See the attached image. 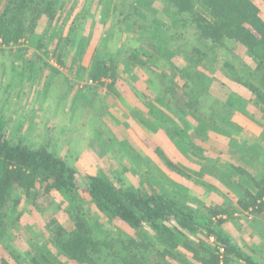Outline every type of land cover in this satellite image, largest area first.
<instances>
[{
	"label": "trees",
	"instance_id": "1",
	"mask_svg": "<svg viewBox=\"0 0 264 264\" xmlns=\"http://www.w3.org/2000/svg\"><path fill=\"white\" fill-rule=\"evenodd\" d=\"M124 1L114 8L119 14L118 27L138 37L141 43L138 50L125 56L122 64L115 61L114 55L102 54V46H98L89 65H83L87 40L84 36L76 37L75 21L69 28L70 36L62 38L58 21L63 16L64 22L67 21L76 0L70 8L69 0H0L1 44L18 45L21 40L26 41L65 66L64 44L75 42L79 55L72 58L69 74L101 84L109 79L108 87L118 82L119 68L129 74L136 67L148 68L163 60L170 72L168 82L161 80L164 96L153 92L151 102H147L149 115H140L139 120L153 130L163 128L184 152L190 150L187 134L173 118L159 114L155 108H170L172 100H166L167 94L177 98L180 109L188 107L194 114L199 113V97L207 91L203 79L197 78L189 88L187 82L180 87L177 81L189 73L190 67L206 68L204 62L220 63L223 59L225 76L246 89L250 102L264 119V19L252 0H163L164 17L172 24L171 28L164 19L145 14L138 6L141 0ZM155 1L145 3L151 5ZM110 5L103 9V17L111 11ZM188 29L193 30L196 44L190 45L185 56L189 67L183 69L174 65L172 59L180 44H188L183 36ZM227 42L235 44L239 53L254 65L243 62ZM221 54L226 57L220 58ZM28 60L25 71L33 74V65ZM225 104L228 109L246 114L247 101L239 95L228 94ZM7 121L0 119V249H9L6 241L11 234L6 219L19 202L13 197L15 194L31 198L37 205L40 197L56 193L62 198L71 223L67 228L56 219L48 221L45 225L48 237L40 244H31V251L26 253L29 260L23 264H263L252 252L243 250L223 227L237 209H214L200 203V207L193 206L186 198L176 193L165 194L155 181L145 179L139 186L117 187L105 174L97 173L85 175L80 184L76 170L50 151L47 143L34 148L23 140L14 142L6 130ZM231 144L256 160L253 155L256 146L240 147L237 139ZM194 149L202 152L196 146ZM193 153L207 161L206 157ZM158 154L168 167L183 174L159 151ZM208 161L207 164L211 163ZM215 171L221 172L220 180L237 198L241 209L257 207L255 213L264 210V175H252L236 165L217 166ZM224 215L226 218H218ZM117 223L131 229L133 234L118 229ZM8 252L15 264H21L17 253L10 249ZM0 264L11 263L2 258Z\"/></svg>",
	"mask_w": 264,
	"mask_h": 264
},
{
	"label": "rangeland",
	"instance_id": "2",
	"mask_svg": "<svg viewBox=\"0 0 264 264\" xmlns=\"http://www.w3.org/2000/svg\"><path fill=\"white\" fill-rule=\"evenodd\" d=\"M76 1L67 21L64 22L63 16L58 23L63 39L70 36L72 21L77 28L76 37H86L83 65H89V59L98 46H102V54L114 55L115 61L120 64L124 63L125 56L138 50L141 43L138 37L134 38L131 33L123 31V27H118L121 26L117 24L119 14L114 8L121 0ZM252 1L264 19V3L261 0ZM72 3L74 0H69L67 7L70 8ZM109 3L111 11L103 17L102 11ZM138 6L145 14L165 20L163 0H156L151 5L141 0ZM149 7H152L151 12ZM85 9L87 11H83ZM165 22L172 27L168 20ZM183 36L188 44L179 45L178 54L172 62L185 69L189 67L185 56L190 51V45L196 43L192 29L185 31ZM64 45L65 66H60L54 57L46 56L26 41L4 46L0 40V119L8 120L6 130L10 138L14 142L23 140L34 148L47 143L50 151L76 170V179L80 184L85 175L97 173L105 174L117 187L139 186L145 179L155 181L165 194L176 193L186 198L187 203L193 206L237 209L232 218L224 223L225 231L243 250L252 252L255 257L260 253L264 258V210L255 213L257 207L241 209L237 198L220 180L221 172L215 171L217 166L236 165L252 175H264V119L260 110L250 102L246 89L225 76L223 59L220 63L204 62L206 68L190 67L186 76L177 79L180 87L185 81L188 88L193 87L197 78L203 79L202 84L206 85L207 91L199 97L198 114L188 107L180 109L177 98L167 94L166 100H172L170 108H155L159 114L173 118L187 134L190 150L184 152L163 128L153 130L139 120L140 115H149L147 102H151L153 92L164 96L161 80L168 82L170 79L168 64L161 60L148 68L136 67L129 74L119 68L118 82L108 87L111 83L109 79L102 80L104 84H101L69 74L71 60L79 55V51L75 42ZM227 45L243 62L254 65L248 57L239 53L235 44L227 42ZM224 57L221 54L220 58ZM28 59L33 65V74L25 71ZM231 93L247 101L246 114L228 109L225 100ZM235 139L240 147L256 146L253 150L256 160L233 147L231 143ZM194 146L202 152H197ZM158 151L183 174L168 167ZM193 152L206 157L211 163L193 156ZM13 197L19 202L13 211L8 212L6 221L11 236L6 244L19 255L23 264L29 260L26 253L31 251V244H40L48 237L45 228L48 221L56 219L67 228L71 223L62 198L56 193L40 197L37 205L31 198L17 194ZM116 226L127 234H133L123 224L117 223ZM146 232L151 235V230ZM257 238L261 244L255 243L258 240L254 242ZM9 249H0V259L15 264ZM35 257L39 260L38 253ZM59 259L65 260L63 257Z\"/></svg>",
	"mask_w": 264,
	"mask_h": 264
},
{
	"label": "crops",
	"instance_id": "3",
	"mask_svg": "<svg viewBox=\"0 0 264 264\" xmlns=\"http://www.w3.org/2000/svg\"><path fill=\"white\" fill-rule=\"evenodd\" d=\"M256 240H258V242L256 241ZM256 241V242H255ZM254 242L256 243V244H261V242H260V239L259 238H257V239H254ZM263 245H264V243H262ZM261 246V245H260ZM262 247V246H261ZM256 250V249H255ZM256 252H258V251H256ZM256 257H257V259H259V261L261 262V263H263L264 264V258H263V256L259 253V255H256Z\"/></svg>",
	"mask_w": 264,
	"mask_h": 264
}]
</instances>
